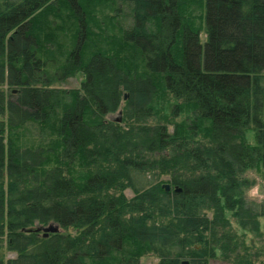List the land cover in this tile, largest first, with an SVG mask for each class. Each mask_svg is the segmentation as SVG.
<instances>
[{"label": "trees", "instance_id": "trees-1", "mask_svg": "<svg viewBox=\"0 0 264 264\" xmlns=\"http://www.w3.org/2000/svg\"><path fill=\"white\" fill-rule=\"evenodd\" d=\"M103 1L133 12L108 42L124 58L100 48L87 56L86 16L101 0H0V264H138L146 253L159 264H209L217 251L264 264V243L240 256L227 216L263 239L264 205L244 201L243 175L264 179V0ZM45 15L57 41L46 48ZM80 73L81 94L63 107L48 84ZM167 95L169 114L187 119L147 124ZM118 110L121 123L106 119ZM50 115V155L15 145L12 131ZM162 175L181 191L165 192ZM50 223L64 231H25Z\"/></svg>", "mask_w": 264, "mask_h": 264}, {"label": "rangeland", "instance_id": "rangeland-1", "mask_svg": "<svg viewBox=\"0 0 264 264\" xmlns=\"http://www.w3.org/2000/svg\"><path fill=\"white\" fill-rule=\"evenodd\" d=\"M96 4L92 7V9L89 11L88 15L86 16V19L90 22L89 23V29H88V36H87V42L88 45L90 43V47L88 49V55L91 56V54L100 48V50H105L108 54L113 55L116 53L120 58L126 57V53L120 51L116 45L112 47L111 44H108V42H112L111 39L118 38L122 32L127 29L129 26H131L132 19H131V12L130 6L124 3L120 2H114L106 1ZM133 14V12H132ZM50 16H43L40 24V30L42 33H40L39 38L44 46L46 48L50 44H54L57 41L50 42L49 40V34H48V19ZM113 29H118V32H116ZM204 34L201 35V39H204ZM59 39V38H58ZM57 40V39H56ZM68 39H63L62 41L66 44V51L69 52L73 48V44L69 43V41L66 42ZM57 47V44L53 48ZM74 49V48H73ZM87 51V49H86ZM44 57V55H43ZM64 58L60 60L59 63L55 64L54 67L56 68L58 65L64 63ZM135 64L140 65V60L135 61ZM128 65V63H126ZM54 67L51 69L48 68L47 73L50 76H53L54 73ZM123 71L128 72V69L123 66H119ZM141 70V71H140ZM140 70L136 72L135 76H142L144 73V69L142 71V65L140 66ZM142 74L140 75V73ZM53 80V79H51ZM84 77L80 74H75L74 76H70L67 79L63 81H51L50 84H48L47 88L53 89L57 91V97L55 98V101H59V103L64 107L65 104H70L71 102V96H69V93L72 91H80L81 83H83ZM3 89L6 90V86H3ZM81 94V91H80ZM125 103V101H122V106ZM175 103L174 99L170 97L169 95L164 96L163 99L158 98L157 104L154 105L156 110H158V115L155 116V114L147 121V124L149 125H158V124H165L164 118L167 117V119L171 122H181L187 119V114H181V115H171L170 113V107ZM170 105V107H167ZM57 111H61L60 108L56 109ZM120 112V114L118 113ZM118 112L112 114L111 116L107 117L106 119H109L111 123H117V120L120 119L122 121V112L121 110H118ZM50 120L46 124H40V123H33L30 122L23 128H18L16 131H12V136L14 137V143L17 147H19L22 150H29L32 153L36 155H42L46 156L47 154L50 155L52 152V143L57 137L51 132V127H48V125L56 124V120L53 119V116L50 115ZM7 115H5L3 118H0L1 121L6 122ZM120 121V123H121ZM124 126V125H123ZM168 131L170 133L173 132V126L168 125L167 127ZM8 131V130H7ZM6 131V132H7ZM7 135V134H6ZM246 138L248 143L254 142V134L252 131L246 132ZM50 152V153H48ZM50 167H53L54 164L51 163L49 165ZM248 182H250L249 187H247L244 192V201L248 204L254 205V210L260 209L262 205H264V179L262 177V174L259 170L252 169L248 170L243 175ZM170 177L162 175L160 177V183L162 185L168 184L170 185V188L173 190L174 186L171 185ZM125 195L128 198H131L133 196L131 191H126ZM230 223L231 228L233 230V233L236 234V239L238 240V243L240 245L239 251L240 256H244V253L251 254L252 256L257 252V250L261 249L264 243V217L259 218L260 223V231L262 233L261 238H256L254 235H252L249 232H244L240 230L237 225L233 222L231 219V216L227 215ZM64 230H61L63 232ZM69 234H74L75 231L69 229L67 231ZM224 243H228L229 247L231 248L234 243L228 242L226 240ZM198 249V246H196ZM217 257L214 259L209 260V264H236L234 261L230 259L223 258L220 255V252H216ZM7 257L11 258L12 254L7 253ZM251 259V258H250ZM252 264H260L262 257L260 259L252 258ZM138 264H159V259L154 257L153 255L146 253L144 254L138 261Z\"/></svg>", "mask_w": 264, "mask_h": 264}, {"label": "water", "instance_id": "water-1", "mask_svg": "<svg viewBox=\"0 0 264 264\" xmlns=\"http://www.w3.org/2000/svg\"><path fill=\"white\" fill-rule=\"evenodd\" d=\"M127 97H128L127 94H124V96H123L124 99L123 100H126ZM118 113L120 114V112H118ZM120 121L121 120L118 119L117 120V123H120ZM161 187H162V189L165 192H169L170 189H171L170 188V185H168V184H164ZM173 190H174V192H180L181 191L180 188H178V187H174ZM25 231L28 232V233H32V232H34V233H41V236L43 238H47L49 234H56V233L61 232V229H60V227L57 224L50 223V224H48L46 226H36V227H32V228H29V229H27ZM181 264H188V262L187 261H182Z\"/></svg>", "mask_w": 264, "mask_h": 264}, {"label": "flooded vegetation", "instance_id": "flooded-vegetation-1", "mask_svg": "<svg viewBox=\"0 0 264 264\" xmlns=\"http://www.w3.org/2000/svg\"><path fill=\"white\" fill-rule=\"evenodd\" d=\"M124 99V98H123ZM127 100V99H126ZM126 100H123V101H126ZM118 112V111H117ZM111 116V115H110Z\"/></svg>", "mask_w": 264, "mask_h": 264}]
</instances>
